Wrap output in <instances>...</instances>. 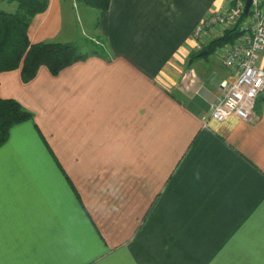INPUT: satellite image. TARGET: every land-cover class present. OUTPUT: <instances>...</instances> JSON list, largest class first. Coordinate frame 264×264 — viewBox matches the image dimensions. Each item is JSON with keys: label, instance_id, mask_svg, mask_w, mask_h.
Segmentation results:
<instances>
[{"label": "crops", "instance_id": "1", "mask_svg": "<svg viewBox=\"0 0 264 264\" xmlns=\"http://www.w3.org/2000/svg\"><path fill=\"white\" fill-rule=\"evenodd\" d=\"M49 1L29 39L68 43L75 0ZM231 1L111 0L87 60L0 73L34 114L0 148V264H264V94L215 121L236 76L219 49L191 60Z\"/></svg>", "mask_w": 264, "mask_h": 264}, {"label": "trees", "instance_id": "2", "mask_svg": "<svg viewBox=\"0 0 264 264\" xmlns=\"http://www.w3.org/2000/svg\"><path fill=\"white\" fill-rule=\"evenodd\" d=\"M77 1L98 12L108 11L111 4V0ZM6 2L16 4L17 8L15 12L0 9V73L20 70L22 81L27 84L37 77L42 67H46L56 77L64 69L91 56L82 52L81 47L73 43L30 41L28 35L30 25L37 15L48 10L49 0ZM240 37L241 32L237 28L232 29L210 41L201 51L194 53L191 60L197 59L199 53L204 50L207 51L206 57H209L218 49L234 44ZM29 121H34L33 113L26 110L18 101L0 96V148L8 141L14 126ZM40 135L47 144L41 133Z\"/></svg>", "mask_w": 264, "mask_h": 264}, {"label": "built area", "instance_id": "3", "mask_svg": "<svg viewBox=\"0 0 264 264\" xmlns=\"http://www.w3.org/2000/svg\"><path fill=\"white\" fill-rule=\"evenodd\" d=\"M232 0L223 12L208 15L195 28L193 41L201 51L210 41L237 28L241 37L220 50L223 66L233 72V82L223 81V97L213 104L210 118L224 122L231 116L251 122L255 120L257 101L264 94V0ZM6 0H0V6Z\"/></svg>", "mask_w": 264, "mask_h": 264}, {"label": "rangeland", "instance_id": "4", "mask_svg": "<svg viewBox=\"0 0 264 264\" xmlns=\"http://www.w3.org/2000/svg\"><path fill=\"white\" fill-rule=\"evenodd\" d=\"M2 6L9 12H15L17 8L16 4L9 2L3 3ZM72 8V19L70 18L67 20L66 36L64 39L65 42L79 45L82 52L87 53L89 48H91L90 46H92L90 42L99 41L97 40V33H95L94 30L98 11L86 7L77 0H75V4ZM69 10L68 8V16ZM85 42H88V45H85ZM210 58H213V56H210Z\"/></svg>", "mask_w": 264, "mask_h": 264}, {"label": "water", "instance_id": "5", "mask_svg": "<svg viewBox=\"0 0 264 264\" xmlns=\"http://www.w3.org/2000/svg\"><path fill=\"white\" fill-rule=\"evenodd\" d=\"M251 4H252V2H251V0H248L247 1V6H246V10H245V13L247 14L248 13V10H249V8L251 7ZM204 56H207V51H202L199 55H198V57L199 58H201V57H204ZM264 98V97H263Z\"/></svg>", "mask_w": 264, "mask_h": 264}]
</instances>
